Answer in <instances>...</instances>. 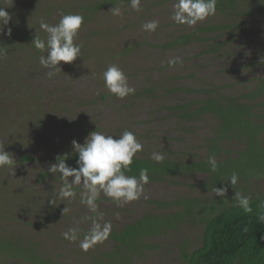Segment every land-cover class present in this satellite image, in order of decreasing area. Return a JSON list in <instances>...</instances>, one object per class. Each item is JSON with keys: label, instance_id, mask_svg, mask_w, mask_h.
<instances>
[{"label": "rangeland", "instance_id": "1", "mask_svg": "<svg viewBox=\"0 0 264 264\" xmlns=\"http://www.w3.org/2000/svg\"><path fill=\"white\" fill-rule=\"evenodd\" d=\"M108 2L0 0L11 17L0 29V49L7 53L0 57V142L14 159L0 167V264H188L183 254L203 244L202 221L213 208L220 212L236 204L235 192L251 200L264 195V94L249 96L259 84L264 90V11L259 9L264 0H241L236 16L216 12L191 28L170 19L173 0H142L140 12L132 11L129 1ZM113 6L121 8V17L108 12ZM60 13L84 17L75 41L81 55L70 64L61 62V70L48 78L49 69L39 63L46 50L31 41L35 35L46 39L42 17L56 24ZM153 19L159 20L158 29L143 31L141 25ZM210 22L236 26L171 46ZM176 57L183 63L170 67ZM111 64L124 71L134 94L117 99L108 93L102 73ZM218 98L247 107L230 102L220 110L221 119L212 111L197 117ZM188 112L193 120L184 117ZM95 130L115 137L134 132L143 145L134 158L161 168L148 173L147 199L117 206L101 195V223L110 221L112 231L85 252L79 242L92 223L85 217L95 214L80 203L81 186L71 203L58 199L60 174L48 169L58 156L76 167L72 141L83 144ZM153 152L164 160H152ZM27 156L33 160H24ZM210 156L216 172L210 170ZM202 163L208 171L188 173L190 165ZM171 168L182 173L164 176ZM233 172L239 181L232 187ZM216 187L226 188L225 195L218 196ZM72 227L75 241L64 237Z\"/></svg>", "mask_w": 264, "mask_h": 264}, {"label": "clouds", "instance_id": "2", "mask_svg": "<svg viewBox=\"0 0 264 264\" xmlns=\"http://www.w3.org/2000/svg\"><path fill=\"white\" fill-rule=\"evenodd\" d=\"M13 3V0H12ZM142 0H129V7L134 12L142 10ZM217 0H173L170 19L176 25H187L195 27L208 17L216 14ZM6 7H0V29L8 25L11 17L5 10ZM114 17L123 15L119 6H113L108 11ZM60 19L56 24L45 22L40 19V29L46 33V39L35 35L31 43L33 46L44 52L46 55L39 57V63L42 67L49 69L46 73L48 78L55 75L53 70H61V62L70 64L81 55V45L75 41L79 38L80 30L84 24V17L80 14L60 13ZM159 27V20H149L141 25L143 31L148 33L155 32ZM8 34H11L9 29ZM5 50L0 49V57L5 56ZM182 64L179 57L170 59L169 66ZM102 79L105 89L108 93L117 99H124L135 93L136 89L129 85L128 77L124 71L116 64L109 65L102 73ZM75 153L78 155L76 167H71L66 163L64 156H58L57 163L52 164L48 171L59 173L61 186L57 193V198L71 203L77 196L75 188L82 187L80 193V203L85 205L89 212L94 213V217H85L92 219L91 226L84 238L80 240L79 247L87 252L96 244L106 241L111 234L112 224L110 221L103 220V213L99 212L97 201L101 195L109 198L117 206L127 205L143 197L145 186L149 183L148 169L141 168L139 176L128 175L131 172V165L136 154L143 150V145L138 141L136 134L130 130H124L119 137L106 135L105 133L92 131L85 138L83 144L72 141ZM5 145L0 142V167L13 165L14 159L4 150ZM151 159L160 163L164 160L161 153L153 152ZM211 172L218 170V164L214 156L208 158ZM71 178V179H69ZM239 181L237 173L233 172L228 182L233 187ZM226 188H215L218 196H224ZM236 206L244 213H251V197L235 192ZM63 211H67L66 208ZM264 220V215L259 216ZM247 231V229H245ZM65 239L75 241L78 239L77 229L69 228L64 233Z\"/></svg>", "mask_w": 264, "mask_h": 264}, {"label": "trees", "instance_id": "3", "mask_svg": "<svg viewBox=\"0 0 264 264\" xmlns=\"http://www.w3.org/2000/svg\"><path fill=\"white\" fill-rule=\"evenodd\" d=\"M123 1L124 0H111L110 3L116 5ZM125 1L128 2L129 0ZM254 1L260 4V1L263 0H253V2ZM240 4L241 0H217L216 12L236 16V12L239 10L238 8L240 7ZM259 9L264 11V8L261 6ZM11 14L14 15L12 11ZM235 26V23L226 25H212L210 22L206 26L198 27L197 30H194L192 33L181 36L171 46L176 44L188 45L194 42L202 32H210V35H212L214 32L217 33L222 30L227 31L229 29H234ZM216 38L217 35L215 37L210 36L206 38V41L209 42ZM260 86L261 84L258 85V89ZM258 89L249 94V96H251V100L256 96L264 94V90L261 88L260 90ZM258 91L260 93H257ZM215 101L220 102L217 109L213 106ZM215 101L207 102L206 106L196 113L197 117H202L203 114L208 111L215 112L219 116V114H221L220 110L224 109L225 105L230 102L242 108L247 107V104L245 103H238L237 101H232L230 99L227 103L222 98H218ZM235 105H233V107ZM248 106L251 107L250 105ZM252 116L253 115L251 113L249 120L253 123ZM184 117L188 120H193L194 116L191 112H188L186 115H184ZM219 117L221 119V116ZM257 126L260 128L261 132L262 127L259 125ZM73 157L76 160L78 159V155H73ZM24 160L31 161L33 158L27 156L24 158ZM171 163L174 166V163ZM190 167H192V169L190 171L187 170L188 173H194L195 168L208 171L204 167L203 163L192 164ZM141 168H147L148 173L150 174L153 172V170H155V168L160 170L161 166H156V163H152L149 160L142 161L133 158V163L131 165L132 171L127 174L138 177ZM173 168L168 169L164 176L174 174L179 175L182 173L176 169H174L176 171L174 172L172 170ZM153 178L160 179L161 177ZM251 207V213H244L242 209L236 206V204L226 207L220 212H216V209L213 208L212 214L209 217H205V219L202 221L204 225L203 244L200 247L194 249V251L191 253L185 252L183 254V258L188 261V264H264V220L259 219L260 215H264V195L251 200ZM245 229H247V231H245ZM125 243L126 240H124V244ZM45 262L46 264H49V261L45 260Z\"/></svg>", "mask_w": 264, "mask_h": 264}]
</instances>
